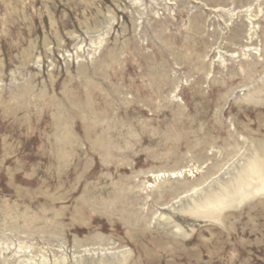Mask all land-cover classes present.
<instances>
[{"label": "rangeland", "instance_id": "rangeland-1", "mask_svg": "<svg viewBox=\"0 0 264 264\" xmlns=\"http://www.w3.org/2000/svg\"><path fill=\"white\" fill-rule=\"evenodd\" d=\"M0 264H264V0H0Z\"/></svg>", "mask_w": 264, "mask_h": 264}, {"label": "bare ground", "instance_id": "bare-ground-1", "mask_svg": "<svg viewBox=\"0 0 264 264\" xmlns=\"http://www.w3.org/2000/svg\"><path fill=\"white\" fill-rule=\"evenodd\" d=\"M189 171H191L190 169H189ZM172 175L173 177H177L178 175H182V170H178V171H172L171 173H169V172H159V173H157L156 174V177H162L163 175L165 176V175ZM149 186H153V184H150Z\"/></svg>", "mask_w": 264, "mask_h": 264}]
</instances>
